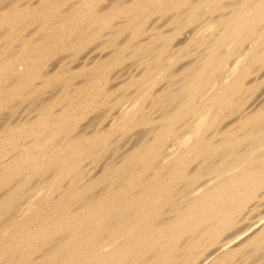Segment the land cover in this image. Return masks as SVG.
Masks as SVG:
<instances>
[{"label": "bare ground", "instance_id": "6f19581e", "mask_svg": "<svg viewBox=\"0 0 264 264\" xmlns=\"http://www.w3.org/2000/svg\"><path fill=\"white\" fill-rule=\"evenodd\" d=\"M0 264H264V0H0Z\"/></svg>", "mask_w": 264, "mask_h": 264}]
</instances>
